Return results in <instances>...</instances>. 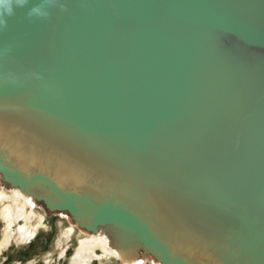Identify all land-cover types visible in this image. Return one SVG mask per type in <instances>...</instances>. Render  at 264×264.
I'll return each mask as SVG.
<instances>
[{
	"label": "water",
	"instance_id": "1",
	"mask_svg": "<svg viewBox=\"0 0 264 264\" xmlns=\"http://www.w3.org/2000/svg\"><path fill=\"white\" fill-rule=\"evenodd\" d=\"M0 117L109 175L71 190L0 146L47 213L158 264H264V0H28L0 24Z\"/></svg>",
	"mask_w": 264,
	"mask_h": 264
},
{
	"label": "bare ground",
	"instance_id": "2",
	"mask_svg": "<svg viewBox=\"0 0 264 264\" xmlns=\"http://www.w3.org/2000/svg\"><path fill=\"white\" fill-rule=\"evenodd\" d=\"M0 146L7 157L23 172L27 174L35 171L46 173L54 179H58L64 187L71 190H90L100 194L98 184L109 182V175L104 172L98 173L93 167L88 173V166L90 165L84 159L59 148L56 144L49 145L46 140L38 137L34 132L3 117H0ZM10 190V196L0 194V220L4 225L0 251L11 245L12 240L21 243L23 240L33 237L37 228L42 224V216H37L34 211L27 212L26 210L27 206L34 207L33 204L39 202L32 200L30 196L21 194L17 189L10 188ZM4 201L9 202L4 205ZM152 202L159 213L156 219L158 226H171L173 221L167 214L166 207L159 201L152 200ZM19 220L24 223L20 228L13 230L14 225H17ZM75 227L77 226L75 225ZM72 231V227L67 228L64 231V237L69 239ZM85 234L88 237L79 241L70 264H91L92 260L98 259L100 256L117 257L116 259L121 260L122 264H129L130 261L139 264L138 259L145 258L142 256L134 257L132 251L124 253L115 248L106 234H99V232L95 235ZM167 234H170V232L168 231ZM183 243H187V256L198 260L217 262L192 239L186 236L174 238L176 249ZM96 250L101 252L99 257L95 254Z\"/></svg>",
	"mask_w": 264,
	"mask_h": 264
},
{
	"label": "rangeland",
	"instance_id": "3",
	"mask_svg": "<svg viewBox=\"0 0 264 264\" xmlns=\"http://www.w3.org/2000/svg\"><path fill=\"white\" fill-rule=\"evenodd\" d=\"M0 194L10 196L11 190L0 181ZM9 201H4L5 205ZM34 203V202H33ZM11 204V203H9ZM34 207L27 206L26 210L34 211L37 216H42V224L37 228L36 233L21 243L11 242L7 248L0 251V264H70L71 258L78 246L79 241L87 238L86 232L79 230L66 214L47 213L41 204L34 203ZM21 206V205H20ZM1 208V205H0ZM24 222L19 220L14 225L16 230ZM73 228L69 239L64 237L67 228ZM4 225L0 220V241L3 235ZM75 229V230H74ZM85 234V236H84ZM83 236V237H82ZM96 250V256H100ZM117 257H99L92 260L91 264H122ZM139 264H158L152 258H139ZM129 264H134L130 261ZM138 264V263H137Z\"/></svg>",
	"mask_w": 264,
	"mask_h": 264
},
{
	"label": "clouds",
	"instance_id": "4",
	"mask_svg": "<svg viewBox=\"0 0 264 264\" xmlns=\"http://www.w3.org/2000/svg\"><path fill=\"white\" fill-rule=\"evenodd\" d=\"M28 3V0H0V24L5 22V17L12 16L15 9L24 8ZM45 14L40 7H32L28 15Z\"/></svg>",
	"mask_w": 264,
	"mask_h": 264
}]
</instances>
